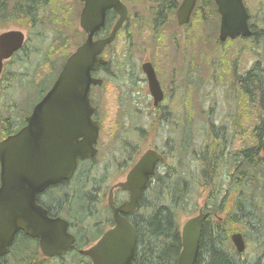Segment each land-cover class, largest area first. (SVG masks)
Returning <instances> with one entry per match:
<instances>
[{
	"label": "water",
	"instance_id": "water-1",
	"mask_svg": "<svg viewBox=\"0 0 264 264\" xmlns=\"http://www.w3.org/2000/svg\"><path fill=\"white\" fill-rule=\"evenodd\" d=\"M84 3L79 26L86 33L85 41L65 60L49 90L25 118L26 124L16 133L0 140V257L4 256L18 231L37 238L45 256H55L73 248L74 236L62 217H50L37 201L45 188L70 179L79 160L97 153L99 123L92 119L95 108L89 98L91 85L101 79L91 76L104 46L113 40L116 29L126 16L119 0H80ZM221 14L218 38L225 41L236 36H250L249 14L243 0H215ZM195 0H183L177 16L180 23L188 20ZM114 8L120 18L110 36L93 41V33L104 25L105 13ZM23 43L20 31L0 35V69L2 58L10 56ZM153 105L163 99V91L149 63L143 66ZM261 162L264 165V135L261 140ZM163 155L145 150L127 172L125 179L115 183L108 192L107 203L114 226L106 230L91 246L81 249L91 264H136L134 253L136 231L126 214L134 211L150 177ZM128 192V200L114 205L113 190ZM205 213L186 218L181 225V250L177 264H197L201 230ZM238 252L245 249L240 232L231 235Z\"/></svg>",
	"mask_w": 264,
	"mask_h": 264
},
{
	"label": "rangeland",
	"instance_id": "rangeland-1",
	"mask_svg": "<svg viewBox=\"0 0 264 264\" xmlns=\"http://www.w3.org/2000/svg\"><path fill=\"white\" fill-rule=\"evenodd\" d=\"M246 3L249 12L253 15L254 23L257 26H263L264 0H247ZM81 6L78 0H51L47 6V17L50 20L48 30L42 32V40L37 41L38 38L34 36L29 41V46L27 45V51L30 52V58L27 62L33 66L34 87L31 90L30 87H26L25 83L21 86H13L15 102L18 103L19 107H22L19 111L20 115L27 112L54 79V72H46L47 67L44 66L45 62L54 56L50 54L48 46L51 43L63 42V40L66 43L65 47L61 49L59 57H55L53 61L55 66L60 67L65 60L63 56L73 51L75 45L85 37L84 32L78 25ZM129 6L133 13L142 10L141 5ZM213 10V7L208 9L210 12ZM215 17H210L203 26L204 32L210 33L206 36L200 31L201 23L196 20L193 22L192 35L188 37V34L183 33L185 31L174 28V25L168 27L166 31L164 30L161 33L160 38L162 40L160 42L164 40V45H169V48H155V41L151 34L140 29L141 27L134 17H131L128 21L127 28L119 33L116 43L108 52V59L113 61L114 66L110 71L112 76H109L114 77L118 73L119 77L105 79L104 84L95 87L92 94L97 107L96 116L100 122L98 153L94 159V164L98 168L96 171L97 176L104 174L107 176L101 186V188L106 187V190L103 192L98 187V191L102 190L100 195H104L101 205H99L100 202L92 203L96 209L101 210L100 206L106 207L107 187L123 178L127 163L116 169V159H121L119 154L122 138L126 137L125 133L133 129V126L138 125L142 132L140 135L132 136L135 139L134 152L137 153L147 147L166 150L169 164L176 165V160H178V167L180 168L179 159L181 164L189 167L187 164L190 160L188 157L189 151L184 153L183 156L180 153L184 139L183 134L186 135V129L188 130L190 144L200 147L203 142L210 141L211 132L208 130V124H211L210 121L233 125L236 122L235 119L237 120V115L240 116L239 93L237 94L232 85L233 72L236 67L241 72L247 70L259 58L261 48L253 49V44L249 40H233L221 47L218 42V26L214 31L217 18ZM8 28H14V26H8ZM198 29H200V32L196 31ZM203 39L208 42V45L204 47L201 46ZM184 42L190 43L188 44L190 47H192L191 45L195 46L193 52L185 51L187 47ZM173 46H177L175 52ZM146 58L154 62L159 70V81L165 91V98L160 103V109L154 111H152L154 107L152 106V98L148 93L147 84L144 79H138L142 78L140 64ZM190 60L194 62L193 79H190L191 76L188 74L190 69L187 71L184 67ZM124 63L125 65H123ZM125 66L130 71L134 67L133 71L136 73L135 77L137 79H129V77L122 79L126 78L123 73ZM41 72L45 74L39 76ZM46 75L48 77L45 79ZM39 77L44 79H39ZM5 100V95H1L0 104ZM163 109L168 112L166 121L160 120L159 114L157 116V112ZM172 112H176L177 118L173 116ZM12 115L11 117V111L7 112L5 108H1V118L10 117L11 122H15L17 114ZM236 143L239 146V142ZM168 146L175 148L177 158L174 157L171 160L168 149L170 147ZM166 169V166H160V173L165 174ZM199 177L200 170L198 167L197 172L193 174V178L197 179ZM262 180L264 179L262 178ZM190 183L189 196L192 214L183 215L181 223L187 217L197 214L200 207H204L208 194V192L201 193L203 189L197 182L191 179ZM92 184L90 182L87 188L91 189ZM72 185L73 183H69L67 187ZM151 195L152 191H150L149 197ZM97 199L100 200V198ZM259 205L263 206L256 207L258 213L264 217V204ZM107 217L108 219L111 217L109 211ZM214 217L223 220L225 215L222 213ZM245 240L247 242L244 250L251 253L254 249L253 242L248 238H245ZM79 258L78 255L71 254L62 261L61 259L51 260L46 264H76L75 261ZM85 262L86 260L83 259L79 261V264H85Z\"/></svg>",
	"mask_w": 264,
	"mask_h": 264
},
{
	"label": "trees",
	"instance_id": "trees-1",
	"mask_svg": "<svg viewBox=\"0 0 264 264\" xmlns=\"http://www.w3.org/2000/svg\"><path fill=\"white\" fill-rule=\"evenodd\" d=\"M45 1L23 0V3L30 8ZM5 2L6 0H0V12ZM246 40L252 42L253 49L261 48V52L259 58L235 78L238 80L233 81V85L239 86L241 114L235 119L236 130L226 134L225 139L228 142H239V150L235 154L229 152L225 159L226 175L219 181L210 178L217 159V155L212 154L204 159L200 177L193 178L203 189L201 193L208 192L202 208L206 215L201 230L197 264H264V217L256 208L259 204H264V166L260 159L264 135V25L257 26L253 21L252 35L243 38V41ZM65 45L63 40L48 46L50 54L54 56L45 62L46 72H54L56 76L60 67L55 66L53 61L55 57H59ZM69 53L63 57L66 58ZM43 74L45 73L41 72L39 76ZM46 77L48 76L45 79ZM223 145L224 143L219 147L218 155L221 154ZM189 147L190 141L185 137L182 141L183 153ZM131 163L132 158H129L128 165ZM160 166L167 167L166 173L153 177L140 197L138 208L128 216L136 231V264H177L181 250V217L192 214L189 196L191 179L181 171L171 176L166 154ZM97 169L93 159L81 161L77 174L71 181L73 188L67 187L64 182L50 186V200L47 203L43 201V205L52 211L57 210L58 206H64L71 212L72 221L74 218L82 220L92 210V200L98 195V187L105 181L103 175L97 176ZM90 182L93 183L92 188L88 189ZM150 191L152 195L149 197ZM222 213L225 215L223 220L214 217ZM234 232L242 234L245 244V238L251 239L254 245L251 253L235 249L231 241ZM84 234L86 238L82 235L80 245H87L86 241L92 242L98 237L93 234L92 228H86ZM89 236L91 237L88 238ZM34 246L33 240L24 234H16L6 255L0 257V264H42L41 259L36 257Z\"/></svg>",
	"mask_w": 264,
	"mask_h": 264
},
{
	"label": "flooded vegetation",
	"instance_id": "flooded-vegetation-1",
	"mask_svg": "<svg viewBox=\"0 0 264 264\" xmlns=\"http://www.w3.org/2000/svg\"><path fill=\"white\" fill-rule=\"evenodd\" d=\"M50 1L51 0H46L45 2L36 3L35 7L31 6L30 8H27L28 5L23 3V0H6L4 8L0 12V35L5 33V32H9V31H20L23 34V43H22L21 47L15 51H13L12 54H10V56H7V57L3 56L2 62H1L2 65H1V69H0V96L5 95L6 100L0 104V140L6 138L9 135L16 133L20 128H22L26 124L25 118L31 113L34 105L44 96V94L49 90V88L51 87V84L53 83V81H52L50 86L48 87V89L44 93H42L41 96L30 106V108L27 110V112L22 113L20 115L19 111H21L22 107L21 106L19 107L18 103L15 102L14 87L13 86L14 85L15 86H21V84L25 83L26 87L27 88L30 87L31 90L34 87L33 66L29 65V62H27L28 59L30 58V52L27 51V47L29 46L28 45L29 41L31 39H33L34 36L36 38H38L37 41L42 40V38H41V35L43 34L42 32L43 31L45 32V30L46 31L48 30L47 27L50 24V20L47 17V6L49 5ZM78 1L82 5L81 6V10H82L84 3L80 0H78ZM119 1L121 2V4L125 8L126 16L124 17L120 26L116 29L113 40L104 46V48L102 49V51L99 55L101 57V59L104 60V63L97 64L95 69L92 70V72H91V76L93 78L101 79V81H102L101 84L91 85L90 92H89L90 102H91L92 106L95 108V110L92 114V119L95 121H98V123H99L98 138H97V143L95 145L97 148V153H98V146L97 145H98V140H99V135H100V122L96 116L97 107L93 101V95H92L93 89L95 87L102 86L104 84L105 79L119 77L118 73H116L114 75V77H111L112 74H110V71H111L112 67H114V66H113V61L108 59V52H109V50H111L112 46L116 43L118 36H119V33L122 30L124 31V29L127 28V24H128V21L130 20V18L134 17V19L138 21V23L141 27L140 29L147 31L151 34V37L155 41V44H154L155 48L163 49V47L169 48L170 46L164 45V40L162 42H160L162 40V38H160V35L164 30L166 31L168 29V27H170L171 25H174V28H176L178 30L185 31L183 33L188 34L187 35V37H188V36L192 35L191 31L194 30L193 29L194 28L193 22L196 20L198 23L199 22L201 23L200 24L201 30L198 29L196 31L197 32L201 31V32H203V35L205 34V36H206L207 34H210V33L209 32L205 33L203 30V26L209 20L210 17L216 16L217 17V18L215 17L216 18V27H215L214 31L216 30V28L218 26V35H219V28H220V22H221V17H222L220 12H219V9H218V4L216 3L215 0H195L194 6L191 10V13L189 14L188 20L183 22V23L179 22V19L177 16L178 9H179L180 5L182 4L183 0H119ZM246 1L247 0H243L244 5L247 8L248 5H247ZM129 5L134 6V7L141 5L142 10H141V12L139 11V12L133 13L132 9L130 8ZM210 7L214 8V10L211 12L208 11V9ZM81 10H80V13H81ZM247 11L249 14L248 25H249V28L251 30V35H252L253 15L249 12L248 8H247ZM80 13H79V17H80ZM79 17H78V25H79ZM119 18H120V14L114 8H109L108 10H106L104 25L101 26L99 28V30H97L93 33V36H92L93 41L103 40V39L107 38L108 36H110V34L113 31L114 26L117 23V21L119 20ZM217 19H218V23H217ZM8 26H14V28H8ZM18 27H20V28H18ZM84 35H85V37L82 40L80 39L81 41L79 40L80 42L77 43V45H75L74 50L85 41V39L87 37L85 32H84ZM251 35L248 37H251ZM243 38H245V37L236 36L233 39L227 38L223 42L220 41L218 38V42H219V45L221 47H224L225 43H227V42H230L233 40H237V41L242 40L243 41ZM184 44H186V47H187L185 50L186 52H188V51L193 52V50L195 49V46L191 45L192 47H190V45H188L190 43H188V42H184ZM205 45H208V42L205 41V39H203L201 46L204 47ZM173 47H174V52H175L177 46H173ZM196 48H198V47L196 46ZM73 51H71L68 54V56ZM171 51H173V50H171ZM67 57L65 58V60L67 59ZM65 60L61 64L60 69H61L62 65L64 64ZM147 63H149L151 65V67L153 68L156 79L158 80L160 87L163 91V99L158 103V105L154 106L153 100H152V106L154 107V108H152L153 109L152 111H154V110L160 109V103L163 102L164 98H165V91H164V89L161 86V83L159 81V79H160L159 70L157 69L154 62H152L149 58H146L141 62L140 72L142 74V78H138V79H144L146 84H147V89H148L147 75L143 69V66ZM123 65H125V63ZM193 66H194V62L192 60H190V62L188 64L184 65V67L187 69V71H188V69H190V72H188L189 76H191L190 79H193ZM130 67H132V66H130ZM60 69H59V71H60ZM133 69H134V67H132L131 71H130L125 66L123 68V73H124V76L126 78H122V79H127L128 77H129V79H137V77H135L136 73L133 71ZM59 71H58V73H59ZM58 73H57V75H58ZM241 73L242 72L236 67L235 71L233 72V76H234L233 81L238 80L235 78H237L238 75L240 76ZM109 75H111V76H109ZM44 78H41V79H44ZM232 85H233V82H232ZM233 88H234V90H236V92L238 94L239 93V91H238L239 86L233 85ZM11 89H12V91H11ZM148 93L151 96L149 89H148ZM1 108L2 109L5 108L7 112L11 111V117L13 116L12 114H15V115L17 114L15 122H11L10 117L1 118ZM167 113H168L167 110L163 109L162 111L157 112V116L159 114L160 120L166 121ZM172 113H173V116L175 118H177L176 112L175 113L172 112ZM19 116H20V118H18ZM210 122H211V124H208V130L211 132L210 141L203 142L200 147H198V145L193 146L191 143L190 147L188 148V151H189L188 157L190 158V160H188L187 164L189 167L182 165L180 162V159H179V164H180V168H179L178 167V160H176V165H172V163L170 164L171 176H174L179 171H181L182 173L186 174L190 179L193 180L194 172H197V169L199 167L200 175H201L202 171L204 169V165H203L204 159L207 156L209 157L210 154H212L215 156L217 155V159H216V162L214 165V171L212 172L210 178H212L214 181L215 180L219 181V179L221 177H225V175H226L225 159L228 157L229 152H232L235 154L236 151L239 150L237 147L238 143H236L235 141L234 142L233 141L228 142L225 139L226 134L228 135L233 130L234 131L236 130V128H237V126L235 125L236 122L233 125H231L229 123L228 124L217 123L214 121H210ZM141 133H142L141 129L138 125L133 126V129H131L130 131L125 133L126 137L122 138L121 150H120V154H119L121 159L120 160L116 159L117 160L116 161L117 162L116 163V169H118L119 166L123 167L126 163H127V169H125V171L123 173V178L116 181L115 183L125 179V176H126L127 172L129 171V169L135 164V162L138 160V158L141 156V154L145 150L153 149V150H156L157 152H159L160 154H163L164 156L166 154V156H167L168 153H166V150H158V149L152 148V147L144 148L137 153L134 152V150H135V147H134L135 146L134 145L135 139H133L132 136H136V134L140 135ZM185 134L186 135L183 134V136H184L183 138L187 137L188 140L190 141L187 129H186ZM223 143H224V145H223L222 152L220 155H218L219 153H217V152L219 151V147ZM168 147H170V148H168ZM168 147H166V148H168L170 151L169 155L171 157V160H173L174 157L177 158L178 156H175L176 152H177V151H175V148L173 149V147H171V146H168ZM97 153L92 158L85 159V160H79L78 165H77V167H76V169H75V171H74V173L70 179L61 180L58 183L50 185V186L57 185L60 182L67 183V185L69 183H73L71 181H72V179H74V177L77 174V169H78L79 163L81 161L92 160V159L94 160L97 156ZM180 153H181V156H183L184 153L182 150ZM129 158L130 159L132 158V163L130 165H128L129 164ZM120 161H121V163H120ZM161 162H158L156 164L155 172L150 177L146 188L148 187V184L150 183V181L153 179L154 176H156L157 174H161L160 170H159ZM194 163L196 164V168H195ZM237 170H238V168H237ZM100 176H102V175H100ZM103 176L107 177L105 174ZM115 183H113L107 187V191H106V195H105L106 196V203L105 204H106L107 208L106 207L103 208L102 206H100L101 207V210H100V209H96V207H94V204H91L92 210H90L89 214L86 215L82 220H77L76 218H74L73 219L74 221H72L71 220L72 216L70 214L71 212L69 213L67 211V209L64 208V206L63 207L58 206L57 210L52 211L51 209L49 210L47 208L48 206L43 205V203H42L43 201L45 203H47L50 200L49 199L50 198L49 197V190H48V188L50 186H48L41 193L38 194V196H37L38 203L47 209L48 215L50 217H58L59 216L68 222V231L75 238L74 243H73V248H70L68 251L60 252L58 255H55L52 257L45 256L42 254V252L40 250V246H39V242H38L37 238H31V237L27 236L23 231H18L17 235L24 234L25 236H27L28 238L33 240V242H35V246H34L35 254H36V257L38 259H41L42 264H46L47 262H50L51 260H60L61 259V261H62L63 259H65L66 256H71V254H75V255H78L80 257L79 259H76V261H75L76 264H79V261H81L83 259L86 260L85 264H91L90 258L80 254L79 251L81 249H85V248H88L89 246L93 245L106 230H108L109 228L114 226V222L112 219V211H111V209L107 203V196H108L109 190L111 189V187ZM72 188H73V185H72ZM101 189L104 192L106 190V187H102ZM102 190L98 191V195L95 196L96 198H93L92 203H94V202L99 203L100 202L99 205H101V200L104 196V195H100V192L102 193ZM128 197H129V195H128L127 191L122 190L120 188H114L113 200H114L115 206H120L122 203H124L125 201L128 200ZM97 198H100V200H98ZM199 210H202V208L200 207ZM199 210H198V212H199ZM108 211L111 215V217H110L111 220L108 219V217H107ZM134 211L130 212L129 214H126L125 217L128 219V216L131 213H133ZM89 219H90V221H89ZM86 228H90V229L92 228L93 234L98 235V237L95 240H93L92 242L86 241V243H88L87 245H80V239H81L82 235L84 236L83 238H86V235L84 234V230ZM88 238H90V237H88ZM11 246H12V244L10 245V247ZM8 249H7V251H8Z\"/></svg>",
	"mask_w": 264,
	"mask_h": 264
},
{
	"label": "bare ground",
	"instance_id": "bare-ground-1",
	"mask_svg": "<svg viewBox=\"0 0 264 264\" xmlns=\"http://www.w3.org/2000/svg\"><path fill=\"white\" fill-rule=\"evenodd\" d=\"M228 141V140H227ZM230 142V141H229ZM228 143V142H227ZM222 147V146H221ZM225 150V149H224ZM224 153V152H223ZM237 161V160H236ZM219 167V166H218ZM242 168V167H241ZM238 171V170H237ZM234 175H236V174H234ZM242 178V177H241ZM242 179H244V178H242ZM242 181V180H241ZM241 184V183H240ZM239 185V184H238ZM247 204V203H246ZM250 207V206H249ZM253 208V207H252ZM251 216V215H250ZM255 217V216H254ZM249 256V255H248ZM251 257V256H250Z\"/></svg>",
	"mask_w": 264,
	"mask_h": 264
}]
</instances>
